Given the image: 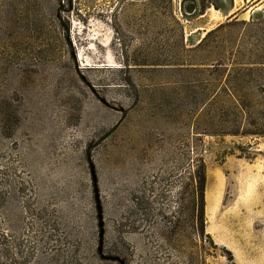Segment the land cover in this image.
<instances>
[{"label":"rangeland","instance_id":"obj_1","mask_svg":"<svg viewBox=\"0 0 264 264\" xmlns=\"http://www.w3.org/2000/svg\"><path fill=\"white\" fill-rule=\"evenodd\" d=\"M256 3L0 0V264H264Z\"/></svg>","mask_w":264,"mask_h":264},{"label":"trees","instance_id":"obj_2","mask_svg":"<svg viewBox=\"0 0 264 264\" xmlns=\"http://www.w3.org/2000/svg\"><path fill=\"white\" fill-rule=\"evenodd\" d=\"M194 218L195 225L194 228L201 241H205L206 238L209 239L210 246L217 250L218 246L214 243L211 236L206 234V185H207V175L206 168L204 164H201L198 170L195 172L194 176ZM226 251V250H225ZM228 252V251H227ZM231 261L234 259L230 252H228Z\"/></svg>","mask_w":264,"mask_h":264},{"label":"crops","instance_id":"obj_3","mask_svg":"<svg viewBox=\"0 0 264 264\" xmlns=\"http://www.w3.org/2000/svg\"><path fill=\"white\" fill-rule=\"evenodd\" d=\"M257 3L255 4V9L254 10H262L264 11V0H256Z\"/></svg>","mask_w":264,"mask_h":264},{"label":"bare ground","instance_id":"obj_4","mask_svg":"<svg viewBox=\"0 0 264 264\" xmlns=\"http://www.w3.org/2000/svg\"><path fill=\"white\" fill-rule=\"evenodd\" d=\"M214 181V180H213ZM208 183V182H207ZM215 186V185H214ZM210 187V186H209ZM213 187V186H212ZM212 189V188H211ZM209 194V193H208ZM208 194H207V191H206V199H207V201H209V196H208ZM212 195V194H211ZM212 198V197H211ZM213 200V199H212ZM210 202V201H209Z\"/></svg>","mask_w":264,"mask_h":264}]
</instances>
